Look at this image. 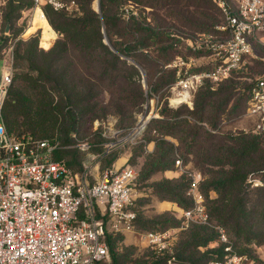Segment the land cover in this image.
Segmentation results:
<instances>
[{
    "label": "trees",
    "instance_id": "1",
    "mask_svg": "<svg viewBox=\"0 0 264 264\" xmlns=\"http://www.w3.org/2000/svg\"><path fill=\"white\" fill-rule=\"evenodd\" d=\"M68 1L75 2V6L79 7V12L70 13L69 9L55 10L48 4L44 7L45 18L52 34L55 35V31L59 34L52 47L47 50L40 47L39 34L26 41L20 39L17 42L14 50L13 81L3 111L8 129L13 133L49 139L54 143L60 139L61 146L74 144L73 134L86 114L93 111H105L107 103H103L99 97L110 92L111 88L117 87V89L111 90L115 95L113 99H125L133 107H140L147 97L140 82L141 72L137 66L138 64L142 65V59L135 55L145 50L147 39L145 42L131 46L118 43L113 38V35L117 34L114 29L118 28V22L121 19L111 15L110 12L112 5L119 3V0H100V12L92 8L94 0ZM133 1L136 3L146 2L145 6H151L150 4L154 0ZM5 6L2 22L9 23L13 27L14 21L21 16L22 11L32 8L34 4L33 0H8ZM218 10L223 20L219 7ZM133 26L136 31L149 34L148 39L153 38L157 44H166L158 47L160 56H167L170 50H177L180 47L177 42L180 37L175 39L174 32L150 24L144 25V22L138 21L137 17L133 18ZM211 31L207 29L200 32ZM213 31L215 30L213 29ZM18 34L19 30L14 33L15 37ZM222 34L227 35L225 32ZM105 36L108 37L109 44L105 43ZM4 43L3 37H0V50ZM41 45L43 46L42 40ZM196 51L200 54L207 50ZM76 53L83 56L86 61L85 69L93 71L92 75H86L83 79L78 78L77 64L74 62ZM253 58L254 56L249 57L246 63L249 64L251 62L249 60ZM128 59H133L136 62L130 63ZM246 63L241 69L233 72L231 77L242 73L244 67L247 66ZM201 69L205 68H197L195 71ZM176 79L175 74L171 75L168 80L162 79L154 90L157 91L159 87L167 83L171 85ZM122 81L123 84H121ZM208 81L210 80L205 83ZM257 82L250 83L243 88L242 95L232 106L230 113L238 114L244 99L248 103L252 88ZM234 89L232 81L224 89H213L207 86L205 90L198 93L192 108L186 104L178 106L166 104L161 110L162 118L155 120L158 126V129L155 130L160 131L163 136H174L177 131L185 132L187 135H199L200 127L192 126L187 118L181 117L183 114L195 117L197 122L209 124L211 125L209 128L216 129L220 118L226 114L235 97ZM123 93L127 96L122 97ZM149 95L151 96V93ZM216 98L218 101H214ZM210 105L214 106V110L212 115L207 117ZM114 107L115 110L120 108L117 113L124 110L123 104L115 103ZM214 136L213 133H208L204 143L210 142V144H200L201 148L207 149L208 164L219 168L213 171L212 178L207 180L203 187H200V191L205 197V206L210 221H217L219 223L217 226L230 225L237 236L244 239L245 246L241 247L237 253L247 254L257 259L252 255L250 245L255 242L253 238H256L258 233L252 229V210L247 206L249 198L246 197V194L250 186L248 182L250 174L261 172L263 183L261 186L258 185L256 190L262 192L260 198L264 201V132L262 131L260 134L239 132L230 135L227 137L229 144L225 142L212 143ZM166 143H168L166 139H160L157 143L158 156L151 163L145 178H150L152 174L159 171L174 169V161L167 159L169 151H167ZM208 148L210 149L208 150ZM73 154L75 153L73 152ZM73 154L69 151L56 149L54 157L56 160L64 162L74 173L82 175L85 173L83 166ZM113 161L114 159H111L108 163L112 165ZM76 165L80 166V171L73 169ZM87 178L89 182H92L89 180L88 174ZM151 187L161 200H169L178 204L182 212L194 205V200L189 194L190 181L184 176L179 180L165 178L153 183ZM210 191L217 193V196L211 197ZM136 200L134 207L137 211L136 229L145 230V233L157 232L179 226L181 223L171 214H162L153 220H142ZM182 222L186 225L184 218ZM191 224L189 240L180 247L182 252H189L186 264H206L207 262L212 264L214 260H222L226 254L225 244L209 247L210 243L220 239L219 229H214L210 225ZM124 235L126 234L108 235L110 257L102 264H123L121 259L124 256L117 252V248L118 242L124 238ZM256 242L264 243L262 240ZM202 247L206 250L202 251ZM262 263L263 261H260V264ZM145 264H168V258H156Z\"/></svg>",
    "mask_w": 264,
    "mask_h": 264
},
{
    "label": "rangeland",
    "instance_id": "2",
    "mask_svg": "<svg viewBox=\"0 0 264 264\" xmlns=\"http://www.w3.org/2000/svg\"><path fill=\"white\" fill-rule=\"evenodd\" d=\"M64 1L67 5H70L68 0ZM7 2L8 0H0V37H3L5 41L1 51L2 54L6 56L9 51L14 54L16 44L20 39L26 41L38 34L40 35V47L46 50L52 47L59 34L54 30L55 36H52L54 34H52L45 14L42 11L45 5L42 9L38 8L35 10L33 6L30 9L23 10L21 16L14 21L13 27H11L9 23L4 24L2 22V15L6 10L5 5ZM98 2L100 0H94L92 3V8L96 11ZM131 3L134 5V13L128 15L125 13V6ZM145 3H136L133 0H119V3L112 5L110 13L121 19L118 22V28L114 29L117 34L113 35L114 40L118 43L134 46L145 42L147 39L145 50L135 54L142 59V65L137 63V66L141 72L140 82L146 91V99L140 107H133L125 99H113L115 95L112 94L111 90H115L117 87L111 88L110 92H106V94L99 97L103 103H107L105 111H93L84 116L73 134L74 144L61 146L60 139H58L56 144H58L57 149L69 151L72 154L73 152L75 153L73 155L79 159L85 173L88 174L89 180L93 182L98 180L102 172L108 167L132 166L138 173L135 197L140 211V218L147 221L153 220L162 214H171L181 221L179 226L157 231L166 237L167 247L160 253L156 252L144 237L145 230L137 228L136 231L124 235V238L118 242L117 248V252L124 256L121 259L123 264H145L161 257H167L168 264H186L188 263L186 259L189 257V252H182L180 247L189 240L192 224L190 223L188 227L184 225L182 222V210L178 204L169 200H161L154 193L151 185L165 178L179 180L184 176L190 181V187L195 179L198 181V187H203L206 181L212 178L213 171L219 169L208 164L206 160L207 149L200 147V144H210V142L204 143L208 133L215 135L212 143L220 144L225 142L229 144L227 137L230 135L239 132L247 134L264 132V130L256 131V119L245 115L248 107L245 99L238 114L230 113V109L242 95L243 88L250 83L257 82L258 79H264V32L258 33L253 39L254 58L249 60V62L251 61L249 64L246 63L247 66L244 67L245 69L242 73L219 83L208 81L194 93L193 102L196 100L198 93L205 90L207 86L213 89H224L231 81L234 82L235 97L229 105L226 114L220 118L218 127L213 130L209 128L211 125L199 123L195 117L183 114L181 117L187 118L192 126L200 127V134L194 136L193 134L187 135L185 132L177 131L174 136H163L160 131L155 130L158 129L155 120L162 118L161 110L166 104H169L172 92L170 91L169 83L159 87L157 91L154 88L162 79L168 80L174 74L177 76V68L169 65L179 56L183 57L184 60H188L192 56L198 59L197 66L193 68L194 70L197 68L208 69L212 66L211 58H209L210 52L206 51L199 54V52L191 48V45H197V43L202 42L198 35L202 33L200 31L212 30L207 34L217 36L215 38L219 41L227 40L228 35L216 30V26L221 24L223 20L213 0H154L150 4L151 6H145ZM68 11L70 13L79 12V7L73 5ZM134 17H137L138 21L144 22V25L150 24L154 27H162L161 29L174 32L175 39L180 37V39H177L180 47L177 50H170L167 56H160L157 49L160 45L166 44H157L153 38L148 39L149 34L136 31L135 26H133ZM8 25L10 27L9 31L6 30ZM18 30L19 34L15 37L14 33ZM41 40L44 47L41 45ZM76 55L74 62L77 64L76 72L78 78L83 79L86 75H92L93 71L85 69L84 63L86 61L83 56L79 53H76ZM128 61L133 63L131 59H128ZM3 64L4 62L0 60V69L3 68ZM121 84H123V81ZM150 93L151 96L149 95ZM125 96L127 95L123 93L122 97ZM214 101H218L217 98ZM115 103L123 104L124 110L117 113L120 108L115 110ZM208 109L206 115L210 117L214 106L210 105ZM156 114L160 115V117H154ZM148 117L150 118L146 128L139 130L142 119ZM160 139H166V142H168L166 143L167 151H169L167 159L174 161V169L159 171L152 174L150 178H145L151 163L158 156L156 146ZM111 159H114L112 165L108 163ZM177 160H181L180 165H177ZM79 168L80 166L76 165L73 169L80 171L81 169ZM248 182L250 186L246 194V197L249 198L247 206L252 210V229H255L256 233H258L256 238H253L255 242H252L250 247L252 248V255L257 259L244 254L243 256L246 258L243 260V264H260V261H263L262 264H264V243L258 244L256 242L258 240L264 242V201L260 198L262 192L256 190L258 185L261 186V183H263L261 172L251 173ZM210 196L216 197L217 193L210 191ZM217 224L219 225L215 220L210 221V227L224 229L230 243L232 245L234 243L233 246L236 252L245 246L244 239L242 237L239 238L230 225H221V227L217 226ZM222 244L219 239L210 243L209 247H217ZM201 250L204 251L206 248L202 247ZM172 256H175V260H170ZM206 264L211 263L207 262Z\"/></svg>",
    "mask_w": 264,
    "mask_h": 264
},
{
    "label": "built area",
    "instance_id": "3",
    "mask_svg": "<svg viewBox=\"0 0 264 264\" xmlns=\"http://www.w3.org/2000/svg\"><path fill=\"white\" fill-rule=\"evenodd\" d=\"M213 1L223 15L216 30L227 33L228 38L219 41L212 34H198L202 42L191 46L194 51L210 52L212 66L208 69L195 71L198 59L193 56L188 60L179 56L169 65L178 73L170 85V106L192 108L197 89L207 80L219 83L241 69L254 56L253 39L264 32V0ZM33 4L35 10L47 4L55 10H68L75 2L33 0ZM133 9V3L127 4L125 13L132 14ZM1 51L0 264H102L110 257L108 235L136 229L138 173L132 166L108 167L98 180L89 182L87 173H74L55 159L58 144L10 131L3 111L14 76V54L9 51L4 56ZM245 115L256 119V131L264 130V79L253 86ZM150 117L142 119L139 130L146 128ZM197 184L195 179L189 188L193 207L182 212L187 226L210 225L205 197ZM219 231L226 254L212 264H243L246 257L234 250L224 229ZM144 237L156 252L167 247L161 232H146Z\"/></svg>",
    "mask_w": 264,
    "mask_h": 264
},
{
    "label": "water",
    "instance_id": "4",
    "mask_svg": "<svg viewBox=\"0 0 264 264\" xmlns=\"http://www.w3.org/2000/svg\"><path fill=\"white\" fill-rule=\"evenodd\" d=\"M100 10H101V8H100V2H98V8H97V11H99L100 12ZM10 27H9V25L7 26V31H9L10 29H9ZM105 43H107V44H109L110 42H109V39H108V37L107 36H105ZM133 63H135L133 60H131Z\"/></svg>",
    "mask_w": 264,
    "mask_h": 264
},
{
    "label": "crops",
    "instance_id": "5",
    "mask_svg": "<svg viewBox=\"0 0 264 264\" xmlns=\"http://www.w3.org/2000/svg\"><path fill=\"white\" fill-rule=\"evenodd\" d=\"M43 11V10H42ZM39 27V26H38ZM32 28V27H31ZM36 28V27H35ZM52 36H55V35H52Z\"/></svg>",
    "mask_w": 264,
    "mask_h": 264
},
{
    "label": "bare ground",
    "instance_id": "6",
    "mask_svg": "<svg viewBox=\"0 0 264 264\" xmlns=\"http://www.w3.org/2000/svg\"><path fill=\"white\" fill-rule=\"evenodd\" d=\"M41 9V8H40Z\"/></svg>",
    "mask_w": 264,
    "mask_h": 264
}]
</instances>
